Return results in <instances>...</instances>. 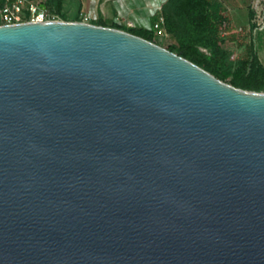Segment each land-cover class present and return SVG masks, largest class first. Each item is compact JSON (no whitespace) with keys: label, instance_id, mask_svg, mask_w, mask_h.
<instances>
[{"label":"water","instance_id":"1","mask_svg":"<svg viewBox=\"0 0 264 264\" xmlns=\"http://www.w3.org/2000/svg\"><path fill=\"white\" fill-rule=\"evenodd\" d=\"M0 264H264V91L126 29L0 23Z\"/></svg>","mask_w":264,"mask_h":264},{"label":"trees","instance_id":"2","mask_svg":"<svg viewBox=\"0 0 264 264\" xmlns=\"http://www.w3.org/2000/svg\"><path fill=\"white\" fill-rule=\"evenodd\" d=\"M64 0H48L45 4L61 14ZM237 2V0H230ZM164 15L171 41L167 48L189 58L222 80L230 77L235 86L264 91V64L256 57L241 59L233 68L228 62L224 46L228 42L241 41L244 28L238 27L237 19L224 24L228 10L218 0H168ZM75 20H81L77 15ZM93 23L126 29L134 34L155 40L152 29L145 27L126 28L122 24H108L99 19ZM224 31V36L222 35ZM206 48L208 53L202 50Z\"/></svg>","mask_w":264,"mask_h":264},{"label":"rangeland","instance_id":"3","mask_svg":"<svg viewBox=\"0 0 264 264\" xmlns=\"http://www.w3.org/2000/svg\"><path fill=\"white\" fill-rule=\"evenodd\" d=\"M43 1L46 3L48 0ZM167 1L168 0H160L159 2L163 12ZM218 1L228 10V15L224 24H227L232 18L239 20V29L241 27L244 28V35L241 41L228 42L224 46L230 66L235 68L238 66L241 59H251L253 56H256L264 64V0H237V2L230 0ZM51 11L58 14L57 18L63 19L59 12L54 9H51ZM62 12L65 13L70 20H75L77 15L81 20L83 16H86V14L82 13L77 7V3L73 1L64 4ZM91 21H94V19H91ZM222 35L224 36V31H222ZM170 38L171 34L168 31V36L160 38L155 37L154 41L167 47L168 43L171 41ZM202 50L205 51L207 49L202 48ZM205 52L208 53V50ZM229 80L230 77L225 81L229 82Z\"/></svg>","mask_w":264,"mask_h":264},{"label":"crops","instance_id":"4","mask_svg":"<svg viewBox=\"0 0 264 264\" xmlns=\"http://www.w3.org/2000/svg\"><path fill=\"white\" fill-rule=\"evenodd\" d=\"M76 2L90 21L99 19L108 24H122L126 28L145 27L150 29L155 19L160 0H64L63 5Z\"/></svg>","mask_w":264,"mask_h":264},{"label":"built area","instance_id":"5","mask_svg":"<svg viewBox=\"0 0 264 264\" xmlns=\"http://www.w3.org/2000/svg\"><path fill=\"white\" fill-rule=\"evenodd\" d=\"M57 16L58 14L52 12L43 0H0V23L59 19ZM155 16L151 24L155 37L168 36L165 15L160 5ZM82 20L89 21V17L87 15L83 16Z\"/></svg>","mask_w":264,"mask_h":264}]
</instances>
